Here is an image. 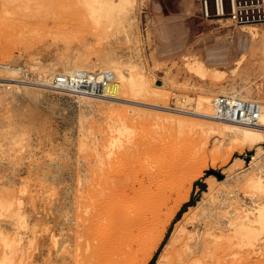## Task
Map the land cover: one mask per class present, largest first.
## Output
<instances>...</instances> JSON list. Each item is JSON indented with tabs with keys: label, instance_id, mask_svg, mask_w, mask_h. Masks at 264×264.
<instances>
[{
	"label": "rangeland",
	"instance_id": "rangeland-1",
	"mask_svg": "<svg viewBox=\"0 0 264 264\" xmlns=\"http://www.w3.org/2000/svg\"><path fill=\"white\" fill-rule=\"evenodd\" d=\"M86 1L0 0V76L7 71L6 64L15 62V57L22 61L21 78L28 73L29 64L50 68V62L57 65L64 56L90 61L91 67L85 68L98 72L101 68L98 58L110 46L119 54L124 52L123 55L128 48L134 47L139 49L144 62L143 88L123 89L119 92L121 99L101 101L87 98L85 101H92L91 105L79 103L72 94L58 92L52 86L19 85L17 96L4 95L5 90L0 89V154L7 150L1 145L2 132L8 115L12 113L20 121L27 141L17 159L18 165L5 172L15 177L17 189L21 188L24 179L31 176L30 195L33 198L29 196L24 204L28 209L34 202L42 204L46 216L57 219L48 222L52 230L45 233L51 248L52 243L48 239L51 233L56 234L61 226L67 230L74 227L73 222H66L63 216L67 211L70 216L76 213L74 201L75 194L80 193L79 175L80 172H89L87 164L96 156L94 147L110 144L111 135L117 141L119 138L124 140L128 133L111 132V126L128 124L137 145L142 142L154 149L165 144L161 150L167 152L168 149V153H177V156L180 153L178 158L184 157V161L192 160L189 164L201 171L193 183V189L199 186V191H192L189 201L182 205L169 225L164 240L149 262L154 264L174 221L206 187L205 177L224 180L226 176L242 173L251 155L255 154L257 144L264 147V140L252 146L231 147L225 132L222 135H204L197 125L189 127V121L197 124L205 121L202 116L191 113L190 104L181 106V98L191 97L194 104L198 96L213 97L215 95L211 93L216 90H226L229 95L236 90L251 100L264 102V0H185L179 11L168 9L162 0H135L131 9L134 19L129 25L118 20L113 10L108 16H100L101 11H91ZM218 2L222 4L223 13L217 12ZM193 58L204 64L203 76L189 69V61ZM78 67L81 66L73 68ZM159 81L163 83L161 86L157 84ZM23 88L31 92L25 93ZM239 159L242 163L238 165ZM42 174L43 177L50 176L48 184L43 186L39 183ZM242 191V188L238 190L243 197L245 193ZM172 192L170 200L178 190ZM245 200L249 202L248 198ZM29 211L33 213L31 215H37L35 210ZM2 214L0 222L8 220V213ZM151 217L148 211L147 224ZM147 224L141 239L135 240L137 252L145 246L153 229L152 224L149 227ZM22 235L20 264H25L28 256L38 254V251L29 246V235ZM1 253L0 264L17 263L14 258H5ZM138 263L139 259L131 262ZM240 264H264V253L252 254Z\"/></svg>",
	"mask_w": 264,
	"mask_h": 264
},
{
	"label": "bare ground",
	"instance_id": "bare-ground-1",
	"mask_svg": "<svg viewBox=\"0 0 264 264\" xmlns=\"http://www.w3.org/2000/svg\"><path fill=\"white\" fill-rule=\"evenodd\" d=\"M134 3L135 0L86 1L91 11H101L100 16H108L113 10L114 16L128 25L134 19L131 12ZM219 10L221 11L220 5ZM253 33L251 31V34ZM126 36L125 34L124 38ZM123 54L117 53L110 46L98 58L101 67L98 72L88 71L85 67H91L90 61L78 59L76 56H64L57 65L50 62V68H40L39 64L31 63L26 70L28 73L22 78L19 74L22 61L21 58L15 57L13 64L5 65L7 71L0 76V89L5 90L4 95L10 93L17 96L19 85L51 86L55 76L78 78L77 72L83 71L87 73L88 78H109L102 95L88 96L85 93L60 89L58 92L72 94L77 102H84L86 105L93 103L85 101L87 98L101 101L121 99V90L133 86L142 89L145 82L144 62L139 49L131 47L126 50L125 55ZM76 65L81 67L74 69ZM58 66H61V69H58ZM189 69L201 75L205 66L198 58H193L189 61ZM157 84L161 86L163 83L159 81ZM23 89L25 93L31 92L28 88ZM233 92L229 95L230 92L226 90H216L211 93L215 95L213 97L198 96L194 104L191 97L181 98V106L192 105L193 110L190 112L202 116V120H205L198 124L189 121L190 128L197 125L204 135H222L225 132L231 147L246 144L252 146L264 140V102L255 101L260 104L256 124L237 123L215 117L212 99L218 95L254 101L236 90ZM132 102L137 104L136 101ZM14 115H8L2 132L1 145L7 150L0 154V170H3L0 172V215H3V212L4 215L8 213V220L0 222V253L5 258H14L16 264H20L22 234H26L29 235V246L33 251H38V254L32 253L28 256L27 264H131L134 259H139L138 264H149L182 205L189 201L192 191H199V186L193 189V183L201 171L195 166L192 167V160L184 161V157L178 158L180 153L178 156L174 153L176 157L171 151L168 153V149L167 152L161 150L166 147L162 142L161 148L157 146L154 149L142 142L143 145H137L128 124L111 126V132L128 133L124 135V140L119 138L117 141L111 135L110 144H98L94 147L96 156L87 164L89 172H80L79 175L80 193L78 191L77 195L75 194L74 201L76 213L70 216L68 211L64 212V220L73 222L74 227L67 230L61 226L56 234L51 233L48 237L52 243L51 248L48 247L45 233L52 230L48 222L57 219H49L42 204L34 202L33 207L29 208L35 210L36 216L31 215L32 212L24 204V200L32 196L29 179L31 176L24 179L21 188L17 189L15 177L5 172L8 168L12 169L18 165L17 159L27 141L21 123ZM166 142L168 144L169 141ZM237 163L239 165L242 161L239 159ZM241 172L226 176L224 180L212 176L205 177L206 187L200 190V196L195 202L188 205L174 221L154 264H240L252 254L264 253V147L257 144L255 154L251 155L250 162ZM42 177L43 174L40 177L41 182L38 181L40 185L48 184L50 176ZM32 182L36 185L34 180ZM222 182L224 183L221 184ZM83 186L86 188L83 189ZM240 188L244 190L242 192L246 197H243L248 198L249 202L240 196ZM174 190H178V193L170 200ZM87 209L90 211L86 215ZM148 211L152 217L147 224L145 220ZM146 224L148 227L152 224L153 229L145 246L137 252L134 243L136 239H141Z\"/></svg>",
	"mask_w": 264,
	"mask_h": 264
},
{
	"label": "built area",
	"instance_id": "built-area-1",
	"mask_svg": "<svg viewBox=\"0 0 264 264\" xmlns=\"http://www.w3.org/2000/svg\"><path fill=\"white\" fill-rule=\"evenodd\" d=\"M219 5L223 13L220 2L217 3V12H219ZM77 73L78 78L55 76L52 79L51 86L56 89L88 95L98 96L103 94V88L109 80L107 76L97 79L93 76L88 78L87 73L83 71ZM212 106L215 117L237 123L256 124L260 114V104L258 102L225 95L214 97L212 99Z\"/></svg>",
	"mask_w": 264,
	"mask_h": 264
},
{
	"label": "crops",
	"instance_id": "crops-1",
	"mask_svg": "<svg viewBox=\"0 0 264 264\" xmlns=\"http://www.w3.org/2000/svg\"><path fill=\"white\" fill-rule=\"evenodd\" d=\"M185 0H162V3L170 10L179 11Z\"/></svg>",
	"mask_w": 264,
	"mask_h": 264
}]
</instances>
